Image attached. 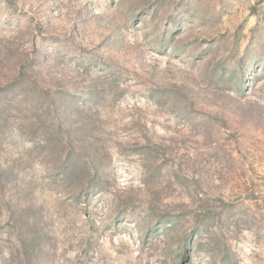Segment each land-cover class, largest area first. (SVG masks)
Segmentation results:
<instances>
[{"label":"rangeland","instance_id":"374dc122","mask_svg":"<svg viewBox=\"0 0 264 264\" xmlns=\"http://www.w3.org/2000/svg\"><path fill=\"white\" fill-rule=\"evenodd\" d=\"M0 264H264V0H0Z\"/></svg>","mask_w":264,"mask_h":264}]
</instances>
